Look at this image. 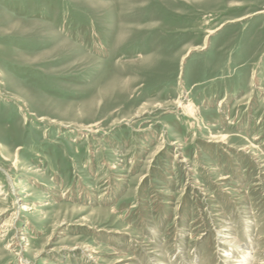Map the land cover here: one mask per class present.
I'll use <instances>...</instances> for the list:
<instances>
[{
  "label": "rangeland",
  "instance_id": "obj_1",
  "mask_svg": "<svg viewBox=\"0 0 264 264\" xmlns=\"http://www.w3.org/2000/svg\"><path fill=\"white\" fill-rule=\"evenodd\" d=\"M0 264H264V0H0Z\"/></svg>",
  "mask_w": 264,
  "mask_h": 264
},
{
  "label": "bare ground",
  "instance_id": "obj_2",
  "mask_svg": "<svg viewBox=\"0 0 264 264\" xmlns=\"http://www.w3.org/2000/svg\"><path fill=\"white\" fill-rule=\"evenodd\" d=\"M186 109L188 110V112L189 113H193L194 112V108H193V106L192 105H188V106H186ZM186 110V111H187ZM225 138L223 137V140H224Z\"/></svg>",
  "mask_w": 264,
  "mask_h": 264
}]
</instances>
